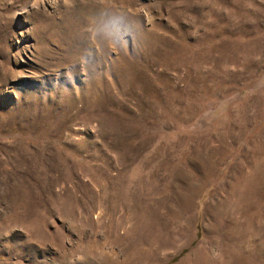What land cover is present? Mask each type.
<instances>
[{"label": "rangeland", "instance_id": "rangeland-1", "mask_svg": "<svg viewBox=\"0 0 264 264\" xmlns=\"http://www.w3.org/2000/svg\"><path fill=\"white\" fill-rule=\"evenodd\" d=\"M0 264H264V0H0Z\"/></svg>", "mask_w": 264, "mask_h": 264}, {"label": "bare ground", "instance_id": "bare-ground-1", "mask_svg": "<svg viewBox=\"0 0 264 264\" xmlns=\"http://www.w3.org/2000/svg\"><path fill=\"white\" fill-rule=\"evenodd\" d=\"M250 154V153H249ZM240 157V156H239ZM260 167V166H259ZM261 168V167H260ZM257 169V168H256ZM259 169V168H258ZM258 169H257V171H258ZM256 171V170H255ZM256 173H258V172H256ZM260 173V172H259ZM254 182H255V180H254ZM245 183H247V181H245ZM249 184V183H248ZM250 192H251V190H250Z\"/></svg>", "mask_w": 264, "mask_h": 264}]
</instances>
